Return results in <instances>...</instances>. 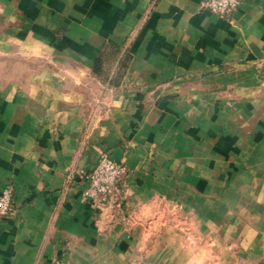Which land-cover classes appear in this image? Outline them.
Returning a JSON list of instances; mask_svg holds the SVG:
<instances>
[{
    "label": "crops",
    "instance_id": "1",
    "mask_svg": "<svg viewBox=\"0 0 264 264\" xmlns=\"http://www.w3.org/2000/svg\"><path fill=\"white\" fill-rule=\"evenodd\" d=\"M200 2L0 0V264H264V0Z\"/></svg>",
    "mask_w": 264,
    "mask_h": 264
},
{
    "label": "built area",
    "instance_id": "2",
    "mask_svg": "<svg viewBox=\"0 0 264 264\" xmlns=\"http://www.w3.org/2000/svg\"><path fill=\"white\" fill-rule=\"evenodd\" d=\"M242 1L201 0L200 4L202 8L218 15L231 16ZM127 169L124 162L113 159L108 153H103L94 168L80 172V177L86 184L84 189L85 199L93 205H103L109 200H115ZM14 208V187L8 184L0 192V220L10 215Z\"/></svg>",
    "mask_w": 264,
    "mask_h": 264
},
{
    "label": "rangeland",
    "instance_id": "3",
    "mask_svg": "<svg viewBox=\"0 0 264 264\" xmlns=\"http://www.w3.org/2000/svg\"><path fill=\"white\" fill-rule=\"evenodd\" d=\"M111 55L113 56V53ZM112 56H111V58H112ZM2 57L0 59V61L2 63H4V66L2 65L3 66L2 67V70H7V73L6 74H12L13 73V70H16V69H14L15 66L13 67V64H16V63L20 62V59H18V58H12V57L11 58L10 57L8 58L6 56H2ZM120 189H121V185H120ZM118 196H119L118 194L115 196V200L118 198Z\"/></svg>",
    "mask_w": 264,
    "mask_h": 264
},
{
    "label": "trees",
    "instance_id": "4",
    "mask_svg": "<svg viewBox=\"0 0 264 264\" xmlns=\"http://www.w3.org/2000/svg\"><path fill=\"white\" fill-rule=\"evenodd\" d=\"M96 71H98V70L96 69Z\"/></svg>",
    "mask_w": 264,
    "mask_h": 264
}]
</instances>
